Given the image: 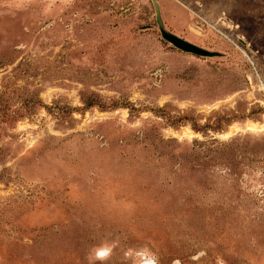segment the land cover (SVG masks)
Listing matches in <instances>:
<instances>
[{"label": "rangeland", "instance_id": "1", "mask_svg": "<svg viewBox=\"0 0 264 264\" xmlns=\"http://www.w3.org/2000/svg\"><path fill=\"white\" fill-rule=\"evenodd\" d=\"M0 264H264V0H0Z\"/></svg>", "mask_w": 264, "mask_h": 264}, {"label": "water", "instance_id": "2", "mask_svg": "<svg viewBox=\"0 0 264 264\" xmlns=\"http://www.w3.org/2000/svg\"><path fill=\"white\" fill-rule=\"evenodd\" d=\"M159 22H160V25H161V31H162V35H163V38L169 42L171 45H173L174 47L178 48L179 50L181 51H184L186 53H189V54H192V55H195V56H198V57H204V58H212L215 56L214 53L210 52V51H207L205 49H202L200 47H197L177 36H174L168 32H166L163 28V24L160 20V17H159Z\"/></svg>", "mask_w": 264, "mask_h": 264}]
</instances>
